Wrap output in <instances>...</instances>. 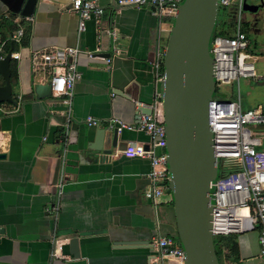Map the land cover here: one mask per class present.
I'll list each match as a JSON object with an SVG mask.
<instances>
[{
	"label": "crops",
	"instance_id": "crops-1",
	"mask_svg": "<svg viewBox=\"0 0 264 264\" xmlns=\"http://www.w3.org/2000/svg\"><path fill=\"white\" fill-rule=\"evenodd\" d=\"M96 2L102 8L99 21L89 16L81 31L75 0H36L28 16L11 13L0 2V41L17 27L26 37L18 59L8 65L15 72L11 93L21 95L17 110L0 111V152L5 153L0 159V264H151L157 250L146 241L175 232L169 193L154 200L143 196L147 159L125 157L120 150L98 159L86 148L94 131L106 128L111 118L137 123L145 109L160 117V82L152 63L163 58L172 17L155 16L146 5ZM253 20L243 33L255 76L264 80V21ZM249 33L259 41L260 55L251 53ZM53 46L79 49L71 94L35 99L31 85L38 82L28 53ZM96 47L97 56L88 58L85 52ZM237 98L241 107L238 80ZM256 106L264 111V86L250 108ZM86 117L96 124L88 125ZM117 139L145 148L150 143L138 130L122 129ZM54 205L56 213L50 211ZM72 237L77 256L68 245ZM235 242L232 263L263 264L255 231L237 234Z\"/></svg>",
	"mask_w": 264,
	"mask_h": 264
},
{
	"label": "built area",
	"instance_id": "built-area-1",
	"mask_svg": "<svg viewBox=\"0 0 264 264\" xmlns=\"http://www.w3.org/2000/svg\"><path fill=\"white\" fill-rule=\"evenodd\" d=\"M181 0H117L118 5H146L155 16L172 17ZM245 0H218V8H222L233 20V30L229 36H215L210 39L209 51L213 58V79L215 90L218 86L232 84L239 76L255 77V72L247 51L248 40L241 33L239 24L242 21V4ZM74 12L77 17V30L81 31L84 21L89 16L99 21L102 8L96 0H75ZM114 35L113 32L107 31ZM23 30L17 27L5 40L0 41V59L10 50V59L17 60ZM6 44L15 45V49L4 50ZM96 47L86 51L88 58L99 53ZM79 49L75 46H53L34 49L28 53V65L32 76L38 83H49L50 95H70L77 74L74 62ZM104 60L109 62V57ZM154 76L158 82L162 80V60L152 63ZM35 83V82H34ZM15 104L0 103V111L17 110L20 94L15 95ZM159 98V93H157ZM160 103V102H159ZM208 128L211 135V147L216 158L223 159L218 166V174L210 183L209 203L211 206L210 234L222 236L240 234L248 231L256 232L258 243L257 256L264 264V150L257 147L261 139L250 130L249 126H264V111L260 106L242 109L238 98L219 99L211 96L208 102ZM88 125L96 121L86 117ZM108 125L122 129L138 130L147 134L150 143L147 148L141 144L127 143L120 150L125 157H142L148 160L149 170L146 177L148 186L143 191L146 199L154 200L167 192L169 174L166 166L165 132L161 117L152 114L141 115L137 123L126 124L111 118ZM159 149L156 153L154 149ZM63 172L57 180V193L62 184ZM50 211L56 213L54 205ZM218 224V225H217ZM219 225L222 226L219 228ZM157 256L151 264H184L183 250L174 236H158L152 239Z\"/></svg>",
	"mask_w": 264,
	"mask_h": 264
},
{
	"label": "water",
	"instance_id": "water-1",
	"mask_svg": "<svg viewBox=\"0 0 264 264\" xmlns=\"http://www.w3.org/2000/svg\"><path fill=\"white\" fill-rule=\"evenodd\" d=\"M257 4L243 1L242 10L256 12ZM14 14H32L36 0H0ZM218 0H181L172 16L162 58L159 86L160 117L165 132L168 193L174 217V234L184 254V264H218L210 234V183L218 174V161L211 147L208 102L215 91L213 58L209 42ZM10 50L0 59V103L15 104L9 81ZM35 99L50 96L49 83H33ZM144 114H151L145 109ZM116 128L94 131L86 148L104 159L112 150H122ZM5 153L0 152V159ZM152 244L146 241V244ZM77 256L76 238L68 240Z\"/></svg>",
	"mask_w": 264,
	"mask_h": 264
},
{
	"label": "rangeland",
	"instance_id": "rangeland-1",
	"mask_svg": "<svg viewBox=\"0 0 264 264\" xmlns=\"http://www.w3.org/2000/svg\"><path fill=\"white\" fill-rule=\"evenodd\" d=\"M247 4H257L258 0H245ZM242 21L239 24V27L241 31L245 30L247 27L246 25L251 22H253V18L259 19L264 21V1H263V7L259 8L256 12H248V11H243L242 12ZM172 22V18L170 19ZM233 20L227 16V13L222 9L218 8L217 13H216V19L214 22V27L217 28H222V30L231 32L233 30ZM248 32V31H247ZM246 33H242L244 37ZM249 37L251 39V44L254 45V47L251 49L252 54L260 55L258 51V40L255 39L253 34L249 33ZM256 40V42H255ZM260 61H258L259 63ZM258 63L255 64L254 68H257ZM254 66V64H253ZM246 85V86H245ZM264 86V80L259 79V77L256 75L254 78H244L242 76L238 77V94H239V100L241 102V107L242 109L250 108L252 107L253 104L255 103V100L258 98L259 95V88ZM254 88V89H252ZM15 90V88H12ZM248 90V92H246ZM212 96L215 98L219 99H235L236 97V81L234 80L232 84H224L220 85L216 88V90L212 93ZM250 130L255 133L258 137H260L262 144L258 146L257 148L259 149L262 145H264V136L262 135V131L264 129L263 125H258V126H249ZM218 165L223 162V159L217 158ZM236 237L237 234H229V235H222V236H212L211 241L214 247V250L216 251L217 254V259L219 264H226V262L222 259V257L219 255L218 249L219 246L221 245V242L226 237ZM176 238V236H174ZM225 262V263H224ZM237 264H240L239 262Z\"/></svg>",
	"mask_w": 264,
	"mask_h": 264
},
{
	"label": "trees",
	"instance_id": "trees-1",
	"mask_svg": "<svg viewBox=\"0 0 264 264\" xmlns=\"http://www.w3.org/2000/svg\"><path fill=\"white\" fill-rule=\"evenodd\" d=\"M12 15V14H10ZM241 30V29H240ZM244 31H241V33H243ZM231 32H228V31H225V30H222V28H215L213 26V31H212V34H211V39L215 36H229ZM26 37L24 35V31H23V35L21 37V40H20V45L23 47L26 45ZM10 44H6L4 46V50H8L10 49ZM12 50L15 49V45H12ZM14 77H15V72L13 69H10V75H9V81H10V84L11 86L14 84ZM12 98L15 100L16 96L15 94L12 93ZM171 202V201H170ZM215 251V250H214ZM218 252H219V255L222 257V259L226 262V264H235V263H232L234 262V260H236V257H237V249H236V242H235V238L234 237H226L223 242H221V245L219 246V249H218ZM215 256H216V259L218 258L217 257V254H216V251H215ZM218 261V259H217ZM224 262V263H225ZM223 263V262H222Z\"/></svg>",
	"mask_w": 264,
	"mask_h": 264
},
{
	"label": "bare ground",
	"instance_id": "bare-ground-1",
	"mask_svg": "<svg viewBox=\"0 0 264 264\" xmlns=\"http://www.w3.org/2000/svg\"><path fill=\"white\" fill-rule=\"evenodd\" d=\"M218 225V224H217ZM222 226L219 225V228H221Z\"/></svg>",
	"mask_w": 264,
	"mask_h": 264
},
{
	"label": "flooded vegetation",
	"instance_id": "flooded-vegetation-1",
	"mask_svg": "<svg viewBox=\"0 0 264 264\" xmlns=\"http://www.w3.org/2000/svg\"><path fill=\"white\" fill-rule=\"evenodd\" d=\"M218 262V261H217ZM219 264V263H218ZM223 264V263H222Z\"/></svg>",
	"mask_w": 264,
	"mask_h": 264
}]
</instances>
